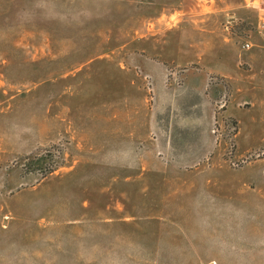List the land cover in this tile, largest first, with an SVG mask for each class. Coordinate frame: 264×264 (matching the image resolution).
Here are the masks:
<instances>
[{
  "label": "rangeland",
  "instance_id": "1",
  "mask_svg": "<svg viewBox=\"0 0 264 264\" xmlns=\"http://www.w3.org/2000/svg\"><path fill=\"white\" fill-rule=\"evenodd\" d=\"M263 6L0 0V264H264Z\"/></svg>",
  "mask_w": 264,
  "mask_h": 264
},
{
  "label": "crops",
  "instance_id": "2",
  "mask_svg": "<svg viewBox=\"0 0 264 264\" xmlns=\"http://www.w3.org/2000/svg\"><path fill=\"white\" fill-rule=\"evenodd\" d=\"M257 57L259 56V54L256 55ZM258 70L257 71V75L254 76V83H255V92L254 94H250V91L247 92V88L250 85V80H243V76L240 77V93H242L243 95H246V96H251L253 101H254V104L257 105V102L259 103V101H261V105L263 106L264 103H263V97L261 95H259V91L260 89L264 88V51L262 52V61H261V66L260 68L258 67ZM199 83V81H198ZM201 84L199 83V86ZM262 92V91H261Z\"/></svg>",
  "mask_w": 264,
  "mask_h": 264
},
{
  "label": "trees",
  "instance_id": "3",
  "mask_svg": "<svg viewBox=\"0 0 264 264\" xmlns=\"http://www.w3.org/2000/svg\"><path fill=\"white\" fill-rule=\"evenodd\" d=\"M50 157H51L50 154H43V155H40L39 157L36 158V160H35V164L37 165V167H38L39 169H42V167H43V166H46V163H47L48 161H50V160H49Z\"/></svg>",
  "mask_w": 264,
  "mask_h": 264
},
{
  "label": "built area",
  "instance_id": "4",
  "mask_svg": "<svg viewBox=\"0 0 264 264\" xmlns=\"http://www.w3.org/2000/svg\"><path fill=\"white\" fill-rule=\"evenodd\" d=\"M261 13H262V16H261V18H260V20H261V26H262V28L264 29V6H263V8L261 9ZM244 49H246V50H249L250 49V45L248 44V43H246V44H244Z\"/></svg>",
  "mask_w": 264,
  "mask_h": 264
}]
</instances>
